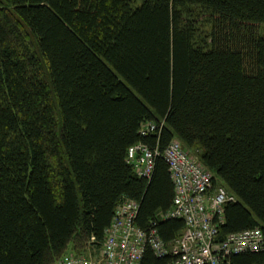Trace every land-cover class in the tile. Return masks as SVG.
<instances>
[{
	"label": "trees",
	"instance_id": "obj_1",
	"mask_svg": "<svg viewBox=\"0 0 264 264\" xmlns=\"http://www.w3.org/2000/svg\"><path fill=\"white\" fill-rule=\"evenodd\" d=\"M175 138L237 198L217 240L264 230V0H0V264L101 246L123 197L141 228L181 236L163 217ZM138 142L159 151L150 179L127 162ZM174 259L147 246L140 264Z\"/></svg>",
	"mask_w": 264,
	"mask_h": 264
},
{
	"label": "built area",
	"instance_id": "obj_2",
	"mask_svg": "<svg viewBox=\"0 0 264 264\" xmlns=\"http://www.w3.org/2000/svg\"><path fill=\"white\" fill-rule=\"evenodd\" d=\"M143 153H148L152 155V151L147 148L142 147ZM171 152L174 153L175 158L177 160H183L185 169L187 171L186 176L180 177L182 181H184L185 185L181 187L182 196L176 198V202L179 204L181 211L178 212V215L185 216L186 222V236L192 240V242H203L205 244V248H202V251H198L200 253L199 257H205L210 253V262L214 264H218L217 260L218 255H215L214 252L219 250L220 247L224 244L216 245L214 243V239L219 236V228L225 222L223 216V209L220 207V204L225 203V201L233 200V197L228 195V191L223 187L220 189V194L216 197H211L212 193L215 192L213 190V181L210 176L208 179L203 180L200 188H196L195 184L198 178H202L205 170V167L198 161V157H192L189 153H187L181 146L179 142L176 141L174 145L171 147ZM136 151L134 152L132 157L136 156ZM150 155H146L148 159V163L153 165L152 158ZM152 169V168H151ZM150 169V171H151ZM149 172V171H148ZM210 195V200L204 196ZM181 202V203H179ZM137 208V204L134 209ZM213 210H216V214L219 216V219H215V214H213ZM210 211V215L207 214ZM125 213L121 212L118 219L116 218V222L121 223V228L114 227L110 230V236L112 237V241L118 243L119 238L115 239L116 234H121L127 238L126 243H122L131 250L134 245H137L141 248L146 247V244L149 243V238L147 237V232L149 230H145L141 228L138 224H135L136 232L131 234H137V237L133 241H129L128 237L131 235H125V233L131 231V227L124 224L123 221L132 220L134 217V211L130 216L124 217ZM235 240L227 245L230 250L235 252H246L248 250L257 251V246L260 244L264 245V232L263 229L257 227L249 230H243L240 232H235ZM187 237L185 239L187 240ZM158 241V239L155 237ZM156 246V245H155ZM159 248V246H156ZM92 252L94 256L89 257V264H114L117 260L123 255L116 254L115 252L104 253L103 248L100 251H97V246L93 245ZM68 255L63 260L60 261V264H83L84 254H75V253H67ZM119 255V256H117ZM196 253L192 252L191 256H187V260L194 261V264H200L201 259L195 258ZM119 257V258H117ZM217 259V260H216Z\"/></svg>",
	"mask_w": 264,
	"mask_h": 264
},
{
	"label": "bare ground",
	"instance_id": "obj_3",
	"mask_svg": "<svg viewBox=\"0 0 264 264\" xmlns=\"http://www.w3.org/2000/svg\"><path fill=\"white\" fill-rule=\"evenodd\" d=\"M155 129H156V125L154 123H152V122L147 123L142 128L141 133L143 135H147L150 132L154 131ZM176 141L181 144L182 148L187 153H189L192 157H194L190 153V151L183 145V143L177 138L173 139L172 142L169 144V146L166 148V150L164 152V157L169 164L171 177H172L174 185H175V197H174L173 207L167 213H165L163 215V217L165 219L182 218L185 221L186 218L183 214L178 215V212L181 211V208H180L179 204L176 202V198L179 196H182L181 187H183L185 185L184 181H182L179 176H181V177L186 176L187 171L185 169V165H184L183 160H177L175 158L174 153L171 152V147L174 145V143H176ZM142 147L147 148L148 150L152 151L153 152L152 155L145 153V152L143 153V151H141ZM135 151L137 154H136V156L132 157L131 155H133ZM158 154H159L158 150L154 151L147 144H145L143 142H138V143L132 145L128 149L127 162L134 168L135 172L139 176L150 179L152 177L154 169H155V162H156V157ZM146 155L151 156L153 165L148 163V159H147ZM198 161L203 165V163L200 160H198ZM150 169H151V171H150ZM205 170L206 171L204 172L203 177L197 179L196 184H195L196 188H200L202 181L208 179L211 176L212 181H213V188L212 189L215 190V192L211 194L212 195L211 197H216L218 194H220V189L224 187L228 191L227 192L228 195L230 197L234 198L233 200H230L227 202L225 201V203L220 204V207L223 209V216H224L226 204L231 203V202H236L237 198L225 185H222V184L215 185L213 172L208 170L206 167H205ZM176 172L179 176L176 174ZM204 196L207 197L208 200H210L209 194L208 195L204 194ZM179 203H181V202H179ZM136 204H137V208L134 209ZM139 207H140V205H139L138 201L131 199L129 197H123L120 200V202L118 203V205L115 209V214H114V218L112 220V223L109 226V228L106 230V234H105V238H104L103 243L101 244V246H98L96 243V238L95 237L91 238V241L89 244V250L86 254H84L85 255L84 259H82L83 264H89L88 263L90 261L89 257L94 256L95 252H92V250H93L92 247L94 244H96V246L98 248L97 251H100L103 248L104 253L115 252L116 254H122L124 252L120 258L117 257L119 259L114 264H140V261L142 259V256H143L147 246H150L154 250L156 255L159 257H164V256H167L169 254L173 255L175 257V259L171 264H194V261H189L186 259L187 256L188 257L191 256L192 252L196 253L195 258L202 260L201 262H199L200 264H214V263L210 262V253L209 252H208V255H205V257H199L200 253H198V251L201 252L202 248H205V244L203 242H192V240L186 236V228L184 229L181 236H179L178 238H176L175 240H173L169 244H166L162 240V238L159 234V231L155 228H153L149 231H146L147 237L149 238L150 241H149V243L146 244V247H144V248H141L137 245H134L133 249L130 250L128 248V246L122 244V243L127 242V238L121 234H116L114 236L115 239L119 238V240L117 241L118 243H115L114 241H112V237L110 236V230L114 227L121 228V223L116 222V218L118 219L121 212L125 213L124 217L126 218V217L130 216L131 213L134 211L133 219L123 221V222H124V224L131 227V231L125 233V235H129L133 232H136L135 224H137L136 218L138 215ZM212 212H213V214H215V219H219V216L216 214V210H213ZM207 214L210 215V211H208ZM185 224H186V222H185ZM263 232H264V230H263ZM136 237H137V234H131L128 237V240L133 241ZM155 237L158 239V241L155 239ZM185 237H187V240L185 239ZM235 239L236 238H235L234 233L228 235L227 238L223 241H218L217 238L214 239V243L216 245H220V244L224 243L222 245V247H220L219 250L214 252L215 255H218L219 261L216 259L218 264H221L222 259L226 256L241 253V252L232 251L228 247H226L227 245L231 244ZM155 245L159 246V248L156 247ZM256 249H257V251L264 250V245L260 244L257 246ZM67 255L57 259L53 264H60V261L63 260L62 258L66 257ZM117 256H119V255H117Z\"/></svg>",
	"mask_w": 264,
	"mask_h": 264
},
{
	"label": "rangeland",
	"instance_id": "obj_4",
	"mask_svg": "<svg viewBox=\"0 0 264 264\" xmlns=\"http://www.w3.org/2000/svg\"><path fill=\"white\" fill-rule=\"evenodd\" d=\"M190 151V150H189ZM190 153L193 155V156H197L195 153H192L191 151H190ZM86 252H87V250H86ZM67 255V254H66Z\"/></svg>",
	"mask_w": 264,
	"mask_h": 264
},
{
	"label": "crops",
	"instance_id": "obj_5",
	"mask_svg": "<svg viewBox=\"0 0 264 264\" xmlns=\"http://www.w3.org/2000/svg\"><path fill=\"white\" fill-rule=\"evenodd\" d=\"M70 253V252H69Z\"/></svg>",
	"mask_w": 264,
	"mask_h": 264
}]
</instances>
